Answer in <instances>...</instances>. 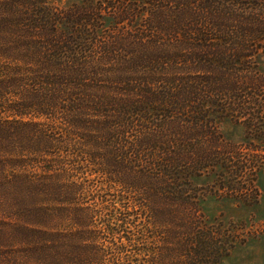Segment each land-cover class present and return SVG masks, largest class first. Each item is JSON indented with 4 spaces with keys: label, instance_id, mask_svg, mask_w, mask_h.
<instances>
[{
    "label": "trees",
    "instance_id": "obj_1",
    "mask_svg": "<svg viewBox=\"0 0 264 264\" xmlns=\"http://www.w3.org/2000/svg\"><path fill=\"white\" fill-rule=\"evenodd\" d=\"M57 1L0 0V264H221L194 183L264 162L219 130L264 119V0Z\"/></svg>",
    "mask_w": 264,
    "mask_h": 264
},
{
    "label": "rangeland",
    "instance_id": "obj_2",
    "mask_svg": "<svg viewBox=\"0 0 264 264\" xmlns=\"http://www.w3.org/2000/svg\"><path fill=\"white\" fill-rule=\"evenodd\" d=\"M81 1L57 2L67 7ZM90 1L104 3L107 0ZM130 1L139 3L142 0ZM257 62L260 76L264 75V51L257 57ZM261 114L264 118V113ZM254 123L256 125H250L245 129L230 119H222L219 130L224 141L240 145L247 158L262 154L261 158L264 160V143H254L257 144L259 151H253L248 148L249 144L245 139V134L250 133V129L258 127H261L260 130H252L251 135L264 136V119ZM219 173L220 171H216L210 173L208 177L198 178L194 184L197 186V192L202 194L201 211L205 219L211 223H221L222 229L227 230L226 232L236 240L234 247L221 264H264V162L255 172L248 169L241 172H224V179H220Z\"/></svg>",
    "mask_w": 264,
    "mask_h": 264
}]
</instances>
